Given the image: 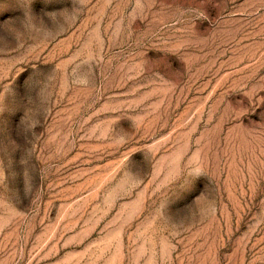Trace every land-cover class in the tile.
<instances>
[{"label":"rangeland","instance_id":"1","mask_svg":"<svg viewBox=\"0 0 264 264\" xmlns=\"http://www.w3.org/2000/svg\"><path fill=\"white\" fill-rule=\"evenodd\" d=\"M0 264H264V0H0Z\"/></svg>","mask_w":264,"mask_h":264}]
</instances>
